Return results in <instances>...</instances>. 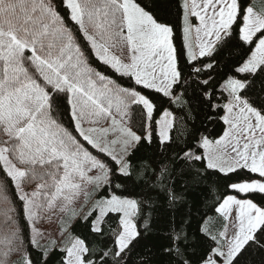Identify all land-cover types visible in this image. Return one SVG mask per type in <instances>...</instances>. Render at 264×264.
<instances>
[{
  "label": "snow or ice",
  "instance_id": "snow-or-ice-1",
  "mask_svg": "<svg viewBox=\"0 0 264 264\" xmlns=\"http://www.w3.org/2000/svg\"><path fill=\"white\" fill-rule=\"evenodd\" d=\"M0 264H264V7L0 0Z\"/></svg>",
  "mask_w": 264,
  "mask_h": 264
},
{
  "label": "crops",
  "instance_id": "crops-1",
  "mask_svg": "<svg viewBox=\"0 0 264 264\" xmlns=\"http://www.w3.org/2000/svg\"><path fill=\"white\" fill-rule=\"evenodd\" d=\"M256 1H257V0H251V3L253 4V6H254V3H255ZM258 4H259L258 6H254V7L257 8V10L261 9L262 7H264V0H259Z\"/></svg>",
  "mask_w": 264,
  "mask_h": 264
},
{
  "label": "rangeland",
  "instance_id": "rangeland-1",
  "mask_svg": "<svg viewBox=\"0 0 264 264\" xmlns=\"http://www.w3.org/2000/svg\"><path fill=\"white\" fill-rule=\"evenodd\" d=\"M258 2H259V0H257V1L254 3V6H258V5H259Z\"/></svg>",
  "mask_w": 264,
  "mask_h": 264
}]
</instances>
